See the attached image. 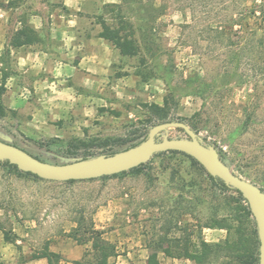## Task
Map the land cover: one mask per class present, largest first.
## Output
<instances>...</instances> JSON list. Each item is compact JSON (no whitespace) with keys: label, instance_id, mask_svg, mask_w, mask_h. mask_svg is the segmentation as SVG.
Masks as SVG:
<instances>
[{"label":"rangeland","instance_id":"374dc122","mask_svg":"<svg viewBox=\"0 0 264 264\" xmlns=\"http://www.w3.org/2000/svg\"><path fill=\"white\" fill-rule=\"evenodd\" d=\"M17 1L0 0V5ZM148 1L104 5L97 22L104 20L128 36L134 53L122 54L108 41L114 63L102 89L73 90L85 96L79 122L60 136L33 135L18 131L11 121L15 114L0 103V139L52 163L117 152L162 122H149L155 119L151 108L163 105L173 88L177 94L169 103V120L197 125L202 141L214 145L236 174L264 189V67L255 41L257 19L245 18L244 9H264V0ZM248 29L249 52L243 50ZM146 30L152 52L146 49ZM196 74L205 85H222L221 95L217 87L211 89L204 113L196 84L183 81ZM168 136L187 137L179 128H169ZM118 138L126 143H116ZM103 142L109 144L100 146ZM243 206L237 192L215 187L205 169L183 153H158L136 172L72 183L17 174L0 165V264H47L32 259L46 247L71 256L81 252V260L90 244L70 237L81 215L114 245V264H146L150 254L163 264H195L184 253L195 252L200 241L222 243L235 237V228L247 232L255 227ZM61 255L63 264H72L66 253ZM230 261L221 251L204 264Z\"/></svg>","mask_w":264,"mask_h":264},{"label":"crops","instance_id":"0c3cea01","mask_svg":"<svg viewBox=\"0 0 264 264\" xmlns=\"http://www.w3.org/2000/svg\"><path fill=\"white\" fill-rule=\"evenodd\" d=\"M119 2L18 0L0 5L1 103L15 114L11 121L18 131L60 136L81 120L85 96L73 90H100L103 76L110 74L114 49L100 37L97 18L105 4ZM23 26L32 30L29 38L18 35ZM61 253L73 261L81 257V252Z\"/></svg>","mask_w":264,"mask_h":264},{"label":"water","instance_id":"95a60500","mask_svg":"<svg viewBox=\"0 0 264 264\" xmlns=\"http://www.w3.org/2000/svg\"><path fill=\"white\" fill-rule=\"evenodd\" d=\"M169 128L182 129L186 138H171ZM162 139H159L162 136ZM178 151L195 159L205 171L238 190L247 201L259 240L258 264H264V189L236 174L220 157L218 149L202 141L198 133L182 120H167L148 129L139 143L113 154H98L65 163H52L35 157L23 148L0 139V161H8L23 172L49 181L90 180L129 171L146 164L153 155Z\"/></svg>","mask_w":264,"mask_h":264},{"label":"trees","instance_id":"16d2710c","mask_svg":"<svg viewBox=\"0 0 264 264\" xmlns=\"http://www.w3.org/2000/svg\"><path fill=\"white\" fill-rule=\"evenodd\" d=\"M150 1V0H149ZM148 1V2H149ZM244 7L245 9V18L251 19V18H256L258 22V30L259 34H257V37L255 39L256 45H257V52L260 54V58L262 59L261 61V66L263 65L264 67V29H263V24H264V9L262 6H259V9H256L252 6H247ZM258 12V13H257ZM246 27L249 25V21H246L243 23ZM101 27L102 30L99 33L100 37L112 41V43L115 44L116 47L120 48L122 54H133L134 49L130 50V45L131 41L128 36H120L116 30H113L112 27H110L106 21H101ZM149 29L151 30L152 27L150 26ZM247 32V39H246V46L243 48V50H247L249 52V49L251 47L250 45V39L249 35H252V31L246 30ZM32 33V30L28 26H23L19 31L18 35H24L25 37H30ZM254 34V33H253ZM148 33L146 30V49L149 52H152V46L150 45L152 40L150 39L147 41ZM246 37V36H245ZM14 44H19V40L15 41ZM166 72H170L168 67L165 68ZM227 70L222 73V76H227ZM184 83L186 85H192L193 83L196 84L197 90L196 93L199 94V96L203 100L202 104V113L205 112L206 107V101L207 97L210 95L211 89L216 88V93L218 95H221V90L222 85H211V84H204V78L198 76L197 74L194 76V78L190 77L187 79H183ZM5 91V87L3 84L0 85V103H1V96ZM177 94V89H169L168 94L164 96L163 98V105L159 104H153L152 105V113L154 115V121L149 120V122H155V121H167L170 118V110H169V103L174 99V95ZM245 109L248 108V106H244ZM200 111L197 112L198 115H201ZM200 123V119L197 121ZM152 124V123H151ZM192 129L198 130L199 127L196 126H191ZM180 129V128H179ZM182 130V129H180ZM183 131V130H182ZM148 131H145L143 134V138L141 139L144 140L147 137ZM116 143L118 144H125L126 140L122 138H118L115 140ZM140 142V141H139ZM137 142V143H139ZM134 143L133 145L137 144ZM109 142H103L100 144V146L108 145ZM131 145V146H133ZM169 152H176V153H181L178 151H169ZM114 153V152H113ZM109 153V154H113ZM164 153V152H162ZM184 154V153H183ZM186 155V154H184ZM94 156V155H92ZM188 156V155H186ZM36 157V156H35ZM88 156H84L82 159L87 158ZM189 157V156H188ZM192 160H194L196 163H198L195 159L190 157ZM0 165H4L7 167L9 171L15 172L17 174H23V175H29L33 176L35 178H39L37 175H34L30 172H23L17 168L16 165L9 163L8 161H0ZM145 164H142L138 167H135L129 171H124L119 174H124L126 172H136L140 170ZM119 174L111 175V176H104L100 177L101 178H107V177H114ZM213 185L220 189L221 191H229L233 190L237 192L239 196V200L244 202L243 210L247 216H251V211L249 209L247 201L242 197L241 193L236 190L232 189L231 187H228L225 185V183L218 177H213L209 175ZM93 180V179H90ZM77 180H69L66 181V183H72ZM85 217L84 215H81L80 217L77 218V226L74 229V233L70 235L74 240H76L79 244H90V248L87 249L84 252V255L81 260H76L72 261V264H114L113 262L110 261V258L115 254V248L114 245L111 244L107 239L104 237V231L101 229H98L95 227L94 222L91 218L88 219V221L85 223ZM255 227H252L251 230L244 232V229L242 228H235V237L233 239H226L222 243H216V244H209L205 241H200L199 244V249L195 250L193 253H184V256L187 258L191 259L194 261L195 264H204L205 261L207 260L208 256L211 253H217L221 251L227 252V256L231 259L230 262L226 264H258V259H259V240H258V235H257V230H256V224L254 222ZM219 227H224L227 225H223V223H218ZM4 237L7 238L6 234L4 233ZM33 259H38V258H46L47 259V264H63L62 261L64 260L62 255L60 253L54 252L50 250L48 247H46L41 253H36L32 255ZM146 264H163L156 255L150 254L147 258Z\"/></svg>","mask_w":264,"mask_h":264}]
</instances>
